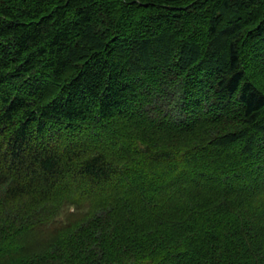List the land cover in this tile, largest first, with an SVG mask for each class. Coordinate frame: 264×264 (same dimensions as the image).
<instances>
[{"label":"trees","instance_id":"16d2710c","mask_svg":"<svg viewBox=\"0 0 264 264\" xmlns=\"http://www.w3.org/2000/svg\"><path fill=\"white\" fill-rule=\"evenodd\" d=\"M261 82L264 0H0V264H264Z\"/></svg>","mask_w":264,"mask_h":264},{"label":"rangeland","instance_id":"374dc122","mask_svg":"<svg viewBox=\"0 0 264 264\" xmlns=\"http://www.w3.org/2000/svg\"><path fill=\"white\" fill-rule=\"evenodd\" d=\"M220 35H221V34H220ZM217 36H218V35H217ZM219 38H220V36H219ZM261 84L264 86V82H263V83L261 82ZM69 212H70V213H73V212H74V208H70ZM47 232L50 233V231H45V232L40 233L39 235H37V236H38L37 238H42V239H44L43 237L46 235ZM50 234L53 236V233H50Z\"/></svg>","mask_w":264,"mask_h":264}]
</instances>
